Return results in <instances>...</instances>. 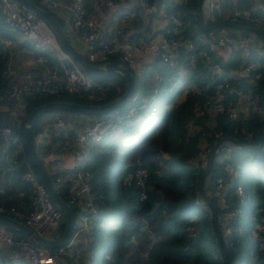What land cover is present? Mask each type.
<instances>
[{"label": "trees", "instance_id": "1", "mask_svg": "<svg viewBox=\"0 0 264 264\" xmlns=\"http://www.w3.org/2000/svg\"><path fill=\"white\" fill-rule=\"evenodd\" d=\"M31 1L52 14L77 48L62 20L51 8L42 0ZM133 1H145L156 6L160 2L164 3L168 17L181 21L179 37L182 39L197 43V36L206 31L202 28L223 24L231 29L241 27L254 32L261 39L260 48L264 49V7L252 5L250 0H238V3L241 7L255 8L252 17L259 19L255 25L252 21L239 18H224V12L232 6L231 0H219L218 10L212 17L201 9L202 0ZM145 14L144 18L134 15L129 19L132 28L127 37L129 42L138 43L153 36L154 31L144 22L153 14ZM171 23L161 29L167 37L176 35ZM79 28L82 29L80 34L83 28ZM0 34L12 38L15 46H21L19 35L1 18ZM216 56L210 54L226 72L240 67L246 61L239 50ZM248 60L256 61L250 74L256 85H251L246 78L242 81L229 79V82L242 93L251 90L254 99L249 109L245 113L239 112L235 117L225 113L210 117L208 112L195 115L193 107L202 103L204 95L210 94L215 84L225 76L210 80L205 60L197 52H185L180 48L172 58V64L154 58L143 66L140 75L134 66L120 58L111 56L108 59L127 67L133 75V93L138 94V100L133 102L129 98L120 108L134 105L135 113L121 122L110 136L88 143L82 168L89 173L90 195L95 207L92 229L79 234L73 243L74 247L80 248L82 259L68 253L57 254V264H264V233H254V224L264 219V54L257 55L250 51ZM52 62L54 59L50 58L49 63ZM10 65L6 49L0 44V97L3 99L8 97L14 81ZM154 71L159 74L155 88L151 85ZM90 77L93 85L86 92L59 95L24 92L21 93L19 104L6 101L9 108L0 111V127L7 125L16 132L20 147L6 143L0 135V186L4 190L19 192V195L7 203L0 200V205L5 208L12 206L19 212H26L30 208L32 191L23 179L27 160L22 128L25 116L32 107L49 100L103 104L119 96L125 89L126 82L117 72L103 77ZM225 96L236 97L230 92H226ZM143 97L148 98L146 103H142ZM68 112L78 113L73 110H52L40 114L30 134L39 167L58 195L71 206L76 223L80 216L91 211L80 202L68 201L53 183L56 173L48 174L45 171L37 151L39 149L45 154L56 153L60 149L68 150L71 154L73 152L74 155L72 131L66 125L59 130L49 126L43 131L46 123L53 124L57 115L63 116ZM189 119L197 125L192 135L185 128ZM208 120L214 122L210 128ZM217 129L222 131L220 140L235 143V149L229 154L213 152L206 174H194L192 154L202 137L201 132L205 131V139L210 142L213 131ZM38 132H45L49 136L48 139L43 136V145L41 140L37 144L34 142ZM170 132H173L175 140L172 150L169 149ZM12 159L15 161L10 165ZM136 168L145 170L142 186L136 183ZM216 175L222 176L225 185L217 187ZM229 175L232 176L230 183ZM235 184L242 186V194L234 193ZM141 188L145 191L144 198L139 197ZM219 193H223V204L217 201ZM203 200L213 215L211 220L207 219L205 209L201 206ZM233 208L237 209V213L229 217L227 212ZM0 214L20 221L9 211ZM63 226L64 222H61L59 234ZM8 231L17 238L24 237L19 232ZM47 250L55 253L56 248ZM86 253L90 254L89 258H86ZM0 264H28V261L22 256L15 262L6 261L3 250H0Z\"/></svg>", "mask_w": 264, "mask_h": 264}, {"label": "built area", "instance_id": "2", "mask_svg": "<svg viewBox=\"0 0 264 264\" xmlns=\"http://www.w3.org/2000/svg\"><path fill=\"white\" fill-rule=\"evenodd\" d=\"M42 1L49 8L57 9V0ZM250 1L264 7V0ZM207 2V13L213 16L215 11L218 10L219 0H207ZM105 4L108 7H112L115 3L113 0H105ZM140 4L146 12L152 13L154 17L160 20L161 26L156 28L150 39L132 43L126 39V35L122 37L123 27L117 25H113L108 29L106 37L102 36L100 32L103 23L101 15L97 13L87 14L83 7V0H71L69 5L70 16L66 20L67 29L74 33L79 27L83 28L79 36H76L77 49L89 61H95L99 64L108 61L111 56L118 57L129 65L134 66L138 75H140L143 66L150 63L154 58L172 64V58L178 54L180 48L185 52L195 51L200 58L205 60V67L210 80L214 81L221 78L222 75L225 76L223 79L221 78L220 82L215 84L210 94L204 95L202 103L194 105L193 112L195 115L208 112L210 117L213 114L220 113L235 117L239 112H247L249 104L254 99L253 93L251 90L247 93H242L239 88L230 84L229 79L237 81L242 77L243 80L246 78L251 85H256V81L250 76L256 61H247V58L250 51L255 52L257 55L264 54V49L260 48L261 39L254 32L244 30L240 32L241 34L239 33L240 35L237 38L229 40L223 32L210 28L197 36L198 47L197 43L179 37L181 21L177 18L168 17L164 3L160 2L156 6L153 3L148 4L145 1H140ZM254 9L241 7L238 0H233L231 8L225 11L224 18L231 20L239 18L252 21L255 25L259 19L252 17ZM0 18L16 34L39 48V52L33 55L32 65L14 75V81L10 87L8 97L5 99L0 97V111L9 108L6 101L15 102L16 105L19 104L21 93L24 92H38L49 95L79 93L86 92L93 85L91 77L66 55L51 30L33 11L20 5L15 0H0ZM167 23L172 24L175 36L167 37L161 30ZM0 44L6 49V58L8 64H10L17 54L15 42L9 36L0 34ZM236 50L240 51L242 59L246 61L240 67L228 72L223 69L218 60H213L210 57V54L218 56L220 53ZM50 58L54 59V62L49 63ZM38 66L40 67V73L35 71ZM151 79V85L155 88L158 85L159 74L154 71ZM226 92L233 93L236 96L235 99L226 97ZM130 98L135 102L138 100V94L132 92ZM147 100V97L141 98L142 103H146ZM121 106L113 107L101 115L91 116L84 122L79 132L72 135L71 139V143L74 145L72 171L67 174L56 173L53 178L54 185L62 191L70 203L74 201L80 202L91 213L80 216L76 223L74 221L70 236L63 244L55 247V253H49L48 248L32 243L25 236L15 237L0 224V245L8 248L9 261L15 262L22 256L28 261V264H57L56 255L66 253L73 255L79 260L82 259L81 251L74 247L73 243L79 234L89 232L92 229V216L95 215V207L90 195L89 173L82 168V162L86 156L87 146L90 141H98L105 136H110L121 122L134 115V105H130L125 109L120 108ZM207 123L209 128L214 125L211 120H208ZM53 124L57 130L63 128L65 125L64 118L57 115ZM185 128L187 133L192 135L197 125H194L193 121L189 119L185 124ZM221 134L222 131L220 129L214 130L212 139L209 142L205 139V131L201 132L202 137L197 142L195 151L192 154V160L195 164L194 174L199 172L202 175L206 174L213 152L229 154L235 149V143L220 140ZM0 135L6 143L17 144L20 147L19 135L9 126H1ZM37 135L40 137V133ZM41 143L43 145L42 139ZM14 161V159L10 160V165ZM134 175L136 183L142 186L145 170L136 168ZM23 179L30 185L32 191L30 208L26 212H19L12 206L5 208L0 205V213L9 211L35 234L50 237L48 235L54 233L60 228V223L64 222L62 209L50 200L43 185L38 181L28 163L27 169L23 173ZM126 180L128 182V178ZM228 180V183H230L232 176L229 175ZM223 181L224 179L221 175L215 176L217 187L225 185ZM2 191L3 189L0 187V192ZM234 193L242 194V186L240 184H235ZM139 197H145L143 188L139 192ZM217 201L219 204L225 202L223 193L218 194ZM201 206L205 209L207 219L211 220L213 215L205 200L201 202ZM236 213L237 209L233 208L227 212V215L233 217ZM254 229V233H264V219L255 223ZM88 257H90V254L86 255V258Z\"/></svg>", "mask_w": 264, "mask_h": 264}, {"label": "water", "instance_id": "3", "mask_svg": "<svg viewBox=\"0 0 264 264\" xmlns=\"http://www.w3.org/2000/svg\"><path fill=\"white\" fill-rule=\"evenodd\" d=\"M15 1L27 9L33 11L37 17L43 20L45 25L53 33L61 49L87 75L92 77H103L111 72H117L124 78L126 82L125 89L119 96L103 104H80L67 100H49L47 102L35 105L27 112L25 116V122L22 128V142L27 163L38 181L43 185L50 200L62 209L64 215V226L59 236L55 238H47L35 234L22 222L7 215L0 214V224L10 231H16L23 234V236L27 237L32 243L36 245L52 248L63 244L68 239L74 226V215L71 206L58 196L57 192L49 180L45 177L35 159L32 146L33 140L30 134L31 129L35 124V120L40 114L52 110H73L89 114H102L113 107L120 106L127 102L134 90V78L127 67L115 61H106L103 64H94L89 62V60H87L84 55L73 46L64 30L49 11L36 5L31 0ZM239 79L240 81L243 80L242 77Z\"/></svg>", "mask_w": 264, "mask_h": 264}, {"label": "crops", "instance_id": "4", "mask_svg": "<svg viewBox=\"0 0 264 264\" xmlns=\"http://www.w3.org/2000/svg\"><path fill=\"white\" fill-rule=\"evenodd\" d=\"M71 0H57L58 6L56 7L57 9H51L63 22L64 28L69 31L67 28L66 20L70 16V10H69V5H70ZM233 1V0H231ZM45 3L44 1H41ZM203 2V0H202ZM200 3L201 9L207 14L209 17H212L207 13V0H204L203 3ZM114 6L108 7L105 4V0H83L84 8L87 13H97L100 14L102 17V26L100 28V32L102 33V36L106 37L108 34V29H110L113 25L121 26L123 27V33L122 37L126 35V39L130 32L132 31L131 24H130V18L132 16L136 15L141 16L142 18L145 17V10L140 4V1H133V0H115L114 1ZM46 4V3H45ZM47 5V4H46ZM254 5V3H252ZM228 10V9H227ZM225 13V12H224ZM224 20V19H223ZM147 23L151 31H155L156 28L161 26V22L159 19L154 17L153 15L148 16V18L145 19L144 21ZM211 27H204L202 28L203 30H208ZM213 28H215L219 32H223L225 36L229 40H233L234 38H237L241 33V31H244V28L241 27H234V28H229L228 26L222 25H216ZM81 28H78L76 32L71 33L72 35V40L76 42V36L79 34V31H81ZM240 33V34H239ZM21 41V46L17 47V54L16 56L12 59L11 61V70L13 71V74L15 75L16 73L22 71L23 69L29 67L32 65V59L33 55L36 54L39 50L32 42L27 41L26 39H23L22 37L19 36V42ZM37 73H40V67L38 66L37 69H35ZM65 125L69 130L72 131V135H75L79 132V130L82 128V125L86 120H88L91 116L81 114V112H68L65 113L63 116ZM64 125V126H65ZM49 126H54V124L48 125L46 123L44 125L43 131H46ZM49 130V129H48ZM40 133V132H38ZM38 133L35 134V144H37L38 140H41L43 136L48 139L47 133L43 132L40 133V137L37 135ZM43 134V135H42ZM39 156L42 158V164L45 169V171L48 174L52 173H62V174H67L68 172H71L73 167H72V159H73V152L72 154L67 150L61 151L60 149H57L56 153H45L42 154L39 149H37ZM1 187V186H0ZM19 195V192H13L12 190H4L0 192V200L7 203L10 200L16 199V197ZM59 229H57V235L59 236ZM47 237V238H55L57 237ZM80 249V248H78ZM0 250H3L5 254V260L9 261V250L5 246L0 245ZM88 255V253H86ZM89 258V257H88Z\"/></svg>", "mask_w": 264, "mask_h": 264}, {"label": "rangeland", "instance_id": "5", "mask_svg": "<svg viewBox=\"0 0 264 264\" xmlns=\"http://www.w3.org/2000/svg\"><path fill=\"white\" fill-rule=\"evenodd\" d=\"M69 34H70V32H68ZM70 36H72L71 34H70ZM174 134H173V132H170V134H169V149L170 150H172L173 148H174V145H175V140H174ZM59 229V228H58ZM7 232H9L8 231V229H5ZM58 233H57V231H55L54 233H52V234H50V235H48V236H50V237H53V236H56Z\"/></svg>", "mask_w": 264, "mask_h": 264}]
</instances>
